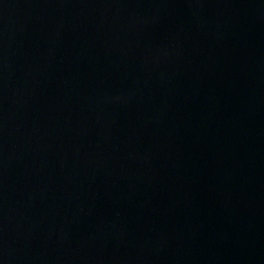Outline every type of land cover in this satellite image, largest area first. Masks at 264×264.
I'll return each instance as SVG.
<instances>
[{
    "label": "water",
    "instance_id": "obj_1",
    "mask_svg": "<svg viewBox=\"0 0 264 264\" xmlns=\"http://www.w3.org/2000/svg\"><path fill=\"white\" fill-rule=\"evenodd\" d=\"M0 264H264V0H0Z\"/></svg>",
    "mask_w": 264,
    "mask_h": 264
}]
</instances>
